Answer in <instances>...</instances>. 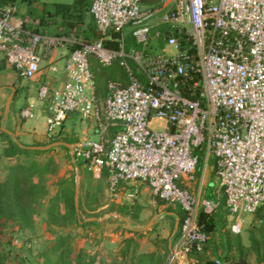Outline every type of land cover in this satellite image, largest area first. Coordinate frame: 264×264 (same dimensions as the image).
I'll return each instance as SVG.
<instances>
[{
    "label": "built area",
    "instance_id": "obj_1",
    "mask_svg": "<svg viewBox=\"0 0 264 264\" xmlns=\"http://www.w3.org/2000/svg\"><path fill=\"white\" fill-rule=\"evenodd\" d=\"M14 12L11 4L0 7V53L21 79L35 81L51 51L67 49L59 67L47 66L61 82H34L47 136L69 115L87 120L95 138L72 144L74 161L94 177L104 174L114 197L122 184H141L182 209L168 243L171 261L206 240L196 215L213 205L186 187L200 152L213 159L217 189L237 225L264 213V0H91L95 39L35 31L37 18ZM124 29L137 48L124 49ZM111 31L119 33L117 49L103 45ZM116 59L124 81H108L100 101L92 62L106 67ZM19 114L31 117V106Z\"/></svg>",
    "mask_w": 264,
    "mask_h": 264
},
{
    "label": "rangeland",
    "instance_id": "obj_2",
    "mask_svg": "<svg viewBox=\"0 0 264 264\" xmlns=\"http://www.w3.org/2000/svg\"><path fill=\"white\" fill-rule=\"evenodd\" d=\"M128 31L129 29H124L123 39ZM127 63L133 67L130 60H127ZM98 66L97 74L102 73L97 88L101 101L106 83L112 80L123 82L125 76L117 59L109 66ZM34 82L21 80L18 94L20 102L28 89L35 90ZM2 110L1 103L0 126L6 128L3 123L6 124L7 117L1 120ZM84 127H89L87 120L78 116L68 120L66 118L56 135H46L47 139L38 143L44 145L61 140L72 145L78 141ZM15 160L25 164L34 160L41 167L40 171L36 170L39 176L36 174L35 178H41L43 194L31 219L25 222L16 219L0 220V255L5 264H45L46 261L53 260V248L59 236L65 237L64 246L69 247L73 253L80 251L92 256L94 264H148L149 260L143 257L148 254L153 255L154 261L156 257L160 258L162 264H188L186 256L176 257L173 261L169 259L168 240L171 242L175 238L171 235L175 219L165 212L160 201L152 197L148 190L145 193L144 190H138L133 194L132 190L120 189V195L114 197L109 191L105 175L94 177L80 160H76L77 165L75 161L72 163L68 149L64 146H54L35 155L19 154ZM2 164L4 162L0 160V177L3 174ZM71 187L73 194L75 190L77 194V206L75 210L73 205V215L69 210L67 198V190ZM211 192L212 186L209 185L206 194L210 199L213 198ZM218 209V212L216 209L211 210L213 214L220 216L218 233L212 240L214 252L219 253L221 257L224 250L221 244L225 239L231 240L234 236H238L244 248L249 250V233L252 231L256 235L262 222L256 221L254 215H251L244 224V218L249 216L247 215L243 218V223L237 225L222 206ZM75 219H79L83 225H77ZM92 220L96 223H88ZM150 220L152 223L142 228ZM125 249L127 252L123 254ZM234 255L232 250L231 255L223 258V261L236 263V259H232V256L236 257ZM246 262L257 264L253 251L249 250ZM259 264H264V260Z\"/></svg>",
    "mask_w": 264,
    "mask_h": 264
},
{
    "label": "trees",
    "instance_id": "obj_3",
    "mask_svg": "<svg viewBox=\"0 0 264 264\" xmlns=\"http://www.w3.org/2000/svg\"><path fill=\"white\" fill-rule=\"evenodd\" d=\"M155 1L157 0H142V3H151ZM11 2H13V0H0V7L10 4ZM87 9L89 10V6ZM83 14L84 12L78 8H75L74 4L60 3L52 4V9L50 10H47L45 7L41 12L38 13L35 12L34 9H31L28 12V15H30L32 19H38V24L34 27L35 31H38L41 28V30L48 31V20L52 19L53 28L55 29L52 34L68 33L71 28L76 26V22L82 20L84 16ZM58 28H60V30L56 31ZM79 33L84 39H95L98 36L93 21L92 24H88V27L85 30L76 31V34ZM118 35V32L111 31L109 39L103 40V45L107 48L117 49V41L114 39L117 38ZM124 41L125 50H127L130 46L134 48L138 47L130 33L126 35ZM0 56V87H13L14 93L12 98H14L19 93V83L22 79L15 68L5 60L1 53ZM91 67L94 87L96 94L98 95L97 88L100 83V76H102V73L99 72L97 74V68L99 66L96 65L95 62L92 63ZM39 144L40 143L23 144L22 142H18L16 137L9 136L0 129V160L2 163L4 162V164L1 166L3 174L0 177V220L16 219L25 222L31 219L30 217L35 211L34 208L38 204V201L43 194L41 178H35L36 174L39 176V173L36 172V170L40 171L41 167L34 160H32L29 164H25L21 161L15 160V157H17L19 154L29 156L45 152L46 150H34L27 147ZM75 165H77L76 160ZM70 183H72V181H70ZM72 197L73 189L71 187L69 190H67V198L69 201V210L73 215L74 208ZM158 200L160 201L161 206L164 207L165 212H170L176 218L178 229L183 217L182 209L176 204L167 203L160 199ZM219 217L220 216L213 214L212 212H205L202 208L198 209L196 223L200 230L206 235V240L200 251L192 248L186 254L188 264H214V260H223V258L231 255L232 250H234L236 255V257L232 256L233 260L234 258L236 259V263L234 264H247L246 258L248 256L249 250L254 252V258L257 264L261 263L264 260V213L261 210H257L254 214V219L256 221L262 222V225L257 229L256 235L253 234L252 231L249 233V250L244 248L238 236H234V238L231 240L225 239L223 244H221V248L224 249L223 251L221 249L222 258L220 257L219 253L214 252L212 247V240L218 233L217 226L219 223ZM75 223L77 225H83L79 219H75ZM88 223L93 224L96 223V221L92 220L88 221ZM177 229L172 236H176ZM128 231L134 232L133 230ZM57 240L58 242L53 248V252L55 254L54 259L46 261L45 264H94V258L92 256L85 255L80 251L73 253L69 247L64 246V236H59ZM126 249L122 252L123 254L124 252H127ZM143 257L149 260L148 264H162L160 258L158 257H156L154 261L152 259V254H148ZM0 264H5L1 255Z\"/></svg>",
    "mask_w": 264,
    "mask_h": 264
},
{
    "label": "crops",
    "instance_id": "obj_4",
    "mask_svg": "<svg viewBox=\"0 0 264 264\" xmlns=\"http://www.w3.org/2000/svg\"><path fill=\"white\" fill-rule=\"evenodd\" d=\"M91 0H13L10 4L14 6L15 12H14V18L15 17H28L31 18L30 15H28V12L31 9H34L35 12H41L45 7L47 10L52 9V4L54 3H60V4H74L75 8H78L79 10H82L84 12V16L81 21L76 22V26L71 28L69 32L72 30L80 31L85 30L88 27V24H92L91 16L88 12V6L90 4ZM48 31L46 30H38V32L47 33L50 35H57L52 34L54 32L53 28V20H48ZM60 28H58L59 31ZM68 32V33H69ZM68 33H62V34H68ZM80 35V33L78 34ZM81 36V35H80ZM56 51H51L47 59H45L41 64V73L38 77L35 78V81H39L42 78L51 77L56 80L57 83H60L63 79V75L58 72H51L48 71L47 66L50 64L57 65L58 67L61 65L62 60L67 53V49L65 48H55ZM1 58V56H0ZM51 60V61H50ZM53 60V62H52ZM23 80V79H22ZM9 88L0 87V105L1 103L4 104L6 96L9 94L8 92ZM7 92V93H6ZM19 94V93H18ZM18 94L11 99L7 118H6V124L3 123V125L6 126V129L10 130L12 132V135L17 138L20 142L23 144H35L38 143L46 138V123H45V109L43 108L42 103L37 99L35 90L28 89L27 94L25 95L24 99H21L18 96ZM31 106L32 110V116L28 118H22L19 114L20 110L24 107ZM74 116L69 115L67 117L68 119H72ZM21 118L22 120H20ZM1 129V126H0ZM94 136V133L91 131V125L89 124V127H84L81 131V136L78 140H81L83 138H92ZM47 139V138H46ZM9 163V162H7ZM195 181L186 182V187L196 195L199 199L206 200L210 202L213 207L212 209H216L215 211H219V207L224 208V202H223V195L222 193L217 189V181L216 177L214 175L213 170V159L209 157L208 155H205V153H200V159L198 161V164L196 166L195 174H194ZM212 186V195L213 198H208L206 194V189L208 186ZM145 185L141 184H122L120 187L122 190H132L133 194H136L138 190H144V193L150 192L149 188ZM195 188V189H193ZM151 194V193H150ZM153 197V196H152ZM211 209V210H212ZM225 209V208H224ZM211 212V211H210ZM168 215H170L173 219L176 220V218L170 213L166 212ZM250 216L244 218V224L247 223V219H249ZM170 242V239L168 240V243Z\"/></svg>",
    "mask_w": 264,
    "mask_h": 264
},
{
    "label": "water",
    "instance_id": "obj_5",
    "mask_svg": "<svg viewBox=\"0 0 264 264\" xmlns=\"http://www.w3.org/2000/svg\"><path fill=\"white\" fill-rule=\"evenodd\" d=\"M9 90H10V92L6 96L5 101H4V104H3V110H2V118H1V120H4L6 118V116H7V114H8L10 102H11V99H12V96H13V93H14V88L13 87H10ZM1 130L3 132H5L6 134H8L9 136H12L13 137L12 132L10 130H8L6 128H3V127H1ZM18 145H20V144H18ZM54 146H64V147H66L68 149L69 156H70V158L72 160V163H74V159H73V156H72V145L69 144V143H66L64 141L55 140V141H52V142L47 143V144H44V145H31V146H27V147L30 148V149H34V150H47V149H49L51 147H54ZM73 205H74V208L76 210V206H77V194H76V190L74 191V194H73ZM89 219H94V218H89ZM122 219L124 221H126L125 218H122ZM151 223H152V220H150L146 225L142 226V228L148 227ZM176 229H177V220L174 221L171 235L174 234V232L176 231Z\"/></svg>",
    "mask_w": 264,
    "mask_h": 264
}]
</instances>
